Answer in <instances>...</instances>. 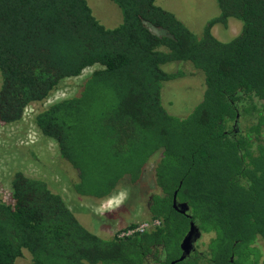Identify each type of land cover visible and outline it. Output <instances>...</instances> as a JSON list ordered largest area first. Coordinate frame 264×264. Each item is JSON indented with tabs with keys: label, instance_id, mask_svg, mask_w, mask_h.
Returning a JSON list of instances; mask_svg holds the SVG:
<instances>
[{
	"label": "trees",
	"instance_id": "obj_1",
	"mask_svg": "<svg viewBox=\"0 0 264 264\" xmlns=\"http://www.w3.org/2000/svg\"><path fill=\"white\" fill-rule=\"evenodd\" d=\"M113 1L122 21L107 27L88 0H0V122L22 120L64 79L97 66L79 95L49 104L35 123L76 170L80 195L137 182L159 152L160 192L149 205L157 224L102 237L47 179L15 170L14 202L0 197V264L25 250L32 264L264 262V0H217L201 34L157 0ZM230 18L241 31L218 39L212 27ZM176 61L205 78L202 100L183 117L162 100L164 83L181 76L165 69ZM175 193L187 214L173 207ZM191 221L209 239L178 260Z\"/></svg>",
	"mask_w": 264,
	"mask_h": 264
},
{
	"label": "rangeland",
	"instance_id": "obj_2",
	"mask_svg": "<svg viewBox=\"0 0 264 264\" xmlns=\"http://www.w3.org/2000/svg\"><path fill=\"white\" fill-rule=\"evenodd\" d=\"M95 16L107 27L117 26L122 21V12L113 0H88ZM158 4L173 11L195 33L201 34L207 21L219 14L217 0H157ZM242 22L230 18L227 23H216L214 35L221 40L236 36ZM91 66L74 77L64 79L43 101L31 103L22 118L16 123L0 122V197L13 203L11 180L15 170H23L34 177L47 179L51 188L60 193L81 223L102 237L110 238L123 231L131 223L138 225L150 221L149 204L153 194L160 192L155 181V167L161 154H154L147 162L141 178L132 182L127 176L108 197L98 198L76 193L74 183L78 180L76 170L59 155L55 140L45 137L35 123V115L56 100L79 95L87 77L96 69ZM170 72L181 76L168 80L162 87V100L166 109L178 116H187L202 100L205 78L201 70L189 62H173L165 65ZM127 191V198L114 210L103 214L96 210L108 201ZM209 239L203 235L200 240ZM15 264H32L31 254L25 250ZM260 264H264L262 258Z\"/></svg>",
	"mask_w": 264,
	"mask_h": 264
},
{
	"label": "water",
	"instance_id": "obj_3",
	"mask_svg": "<svg viewBox=\"0 0 264 264\" xmlns=\"http://www.w3.org/2000/svg\"><path fill=\"white\" fill-rule=\"evenodd\" d=\"M173 207L180 211L181 213L187 214L190 207L186 202H178L176 193L174 194L173 200ZM201 231L198 226L195 224L194 221L190 223V229L188 233L184 236L183 240L181 241V249L183 251L182 255L179 257L178 260L184 259L190 252L195 248V242L200 238ZM176 261L171 262V264H175Z\"/></svg>",
	"mask_w": 264,
	"mask_h": 264
},
{
	"label": "clouds",
	"instance_id": "obj_4",
	"mask_svg": "<svg viewBox=\"0 0 264 264\" xmlns=\"http://www.w3.org/2000/svg\"><path fill=\"white\" fill-rule=\"evenodd\" d=\"M126 198L127 191H122L118 197L108 201L106 204H102L96 211L103 214L106 211L114 210V208L122 204Z\"/></svg>",
	"mask_w": 264,
	"mask_h": 264
},
{
	"label": "flooded vegetation",
	"instance_id": "obj_5",
	"mask_svg": "<svg viewBox=\"0 0 264 264\" xmlns=\"http://www.w3.org/2000/svg\"><path fill=\"white\" fill-rule=\"evenodd\" d=\"M152 198V197H151ZM178 201V200H177ZM179 202V201H178ZM150 205V204H149ZM149 209V208H148ZM189 212V211H188ZM150 222H152L153 224L150 226V227H152L154 224H157V220H155V222L154 221H152V220H150ZM192 222V221H191ZM190 229V228H189ZM189 231V230H188ZM188 233V232H187ZM186 233V234H187ZM185 234V235H186ZM204 234L201 232V236H200V238H198V240L195 242V248L192 250V251H194V250H196V244L198 243V241H200L201 239H202V236H203ZM183 240V239H182ZM191 251V252H192ZM190 252V253H191ZM182 253H183V251H182ZM182 253H181V255H182ZM174 261V260H173ZM173 261H171V262H173ZM176 261V260H175ZM231 261H233V257L231 258ZM151 264H157L156 262H151ZM169 264H171V263H169Z\"/></svg>",
	"mask_w": 264,
	"mask_h": 264
},
{
	"label": "built area",
	"instance_id": "obj_6",
	"mask_svg": "<svg viewBox=\"0 0 264 264\" xmlns=\"http://www.w3.org/2000/svg\"><path fill=\"white\" fill-rule=\"evenodd\" d=\"M153 223L150 222V221H145L141 224H139L137 227H136V230H139V231H143L145 229H147L148 227H150ZM124 234V233H123Z\"/></svg>",
	"mask_w": 264,
	"mask_h": 264
}]
</instances>
